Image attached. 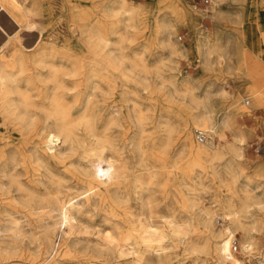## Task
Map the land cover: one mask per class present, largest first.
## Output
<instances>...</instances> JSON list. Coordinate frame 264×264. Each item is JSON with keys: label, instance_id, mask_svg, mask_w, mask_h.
I'll list each match as a JSON object with an SVG mask.
<instances>
[{"label": "rangeland", "instance_id": "rangeland-1", "mask_svg": "<svg viewBox=\"0 0 264 264\" xmlns=\"http://www.w3.org/2000/svg\"><path fill=\"white\" fill-rule=\"evenodd\" d=\"M108 2L26 0L33 30L21 28L5 12L0 14L4 29L0 28V45L10 41L12 51L22 46L26 54L49 49V41L55 35L59 55V51L66 50L68 40L75 45L79 38V33L70 29L73 24H92L95 30L100 27V33L110 39V47L127 56L124 62L130 73L127 78L116 77L109 86L95 76L97 82L91 83L95 90L92 85H85L82 74L66 72L61 76L66 87L57 90H64L68 99L78 102H85L87 93L93 92L91 119L100 131L113 115L119 118L105 129L110 140L108 155L127 162L117 194L114 190L108 193L112 205L99 206L93 195L92 209H84L78 225L72 228L70 248L59 249L56 255L55 250L36 251L28 236L12 239L10 231L0 233V264H154L155 252L147 250V243L142 241V237L156 238L154 230L170 232L164 243L155 240L153 246H166L164 252L172 256L173 264H226L217 251L215 233L230 223L222 214L223 200L229 194L239 204L246 201L250 206L248 213L241 215L242 230L235 231L234 239L228 235L225 239H229L230 249L232 244L238 246L233 254L239 264H264V229L254 222L264 219V168L260 167L264 154L256 152L257 146L264 145V98L259 91L264 90V76L258 70L264 69V58L243 42L246 29L256 20L254 5L259 4L264 10V0H133L142 8L136 25L132 20L124 21L123 14L104 15ZM45 8H50L51 18ZM51 54L47 60H53L55 54ZM132 64L138 68L130 70ZM54 68L51 64H29L27 70L17 71L31 99L40 105L55 95L56 83L49 78ZM245 99H249V104ZM202 102L214 108L212 124L191 126L194 142H198L194 129L202 128L214 130L213 143L234 142L237 146L216 158L213 169L206 167V162L195 164V157L184 148V125L189 115L196 118ZM34 112L32 123L28 120L11 134H6L5 125L1 129L0 228L8 225L11 211L26 223L21 210L15 211L9 204L17 193L9 191L15 189L18 181L43 190L42 183L55 189V181L61 180L63 199L82 193L91 184L92 152H86L90 158H82L85 146L71 151L60 142L53 148L54 153H49L44 143L45 115L39 108ZM224 117L231 127L222 137L219 128L211 125ZM77 128L79 134L89 138L85 125ZM235 132L243 141L234 137ZM82 201L85 204L86 198ZM182 201L187 205L183 206ZM202 209L216 213L212 228L206 225ZM55 234L59 242V226ZM130 235L136 238L138 248L127 241ZM249 241L252 248L243 249V243Z\"/></svg>", "mask_w": 264, "mask_h": 264}, {"label": "bare ground", "instance_id": "bare-ground-1", "mask_svg": "<svg viewBox=\"0 0 264 264\" xmlns=\"http://www.w3.org/2000/svg\"><path fill=\"white\" fill-rule=\"evenodd\" d=\"M25 1L26 0H0V14L2 12H5L14 21H16L21 28H25L26 30H33L35 27L32 24L33 21H31L29 18L30 11L25 8ZM105 6V10H103L104 15L114 16L116 14H123L126 16L124 18V21L129 20L130 22L132 20L133 25H136V22L142 10V8L134 3L133 0H110V2L105 4ZM49 9L45 8V11L47 12L46 14L48 18H51L52 15ZM0 28L3 29L2 26H0ZM99 28L95 30L92 27V24H73L70 29L74 33H79V38L76 41L75 45L73 44L72 40H68L66 50L63 49L64 51H59V55L56 54L58 47L56 46L57 36L55 35H53V38H51L49 41V49H38L31 54H26L22 46L17 47L14 51H12L13 48L10 44V41H7L2 46L0 45V135L1 129L4 125L6 127V134H11L17 126L25 125L28 120V122L32 123L36 115L34 109L39 108L45 115L44 120L47 132L45 134L44 143L49 148V153H54L53 148L60 142H63L68 145V148L71 151H75L80 145L82 147L85 146L83 152L81 153L82 158L88 156L89 153H86L88 151L92 152L91 155L93 157V160L91 159L92 171L90 170L91 172H89V175L92 177L90 181L91 184L86 189H84L82 193L73 195L68 199H63L62 196H60L62 192L61 180H56V183L53 182L54 184H56L55 189H52V186L48 184L42 183L41 185L43 186V190L40 188L41 186L38 187L32 183L27 186L18 181L16 183L15 189L9 191L17 192L11 197V202L9 204L12 206V209H15V211L21 210L23 216L25 217L26 223L23 224L21 220L16 217V215H14V213L11 211V213H9L11 218L8 221V225H6L5 228H0V233L10 231L11 233L9 234L12 239H18L22 236H28L31 242L35 243L36 251H41L42 248H45L47 252L52 253L55 250V255L57 254L59 249H65L67 251L71 246L70 240L72 228L78 225V218L84 211V209H92L91 198H93V195L97 196L96 200H98L99 206L109 207L113 202L110 201L108 193L111 192V190H114V194L116 195V191L119 188L118 186L119 184H121V180L126 175L125 168L127 166V162L114 160L110 157L111 155L109 156L107 153L110 146V140L106 135L105 129H108L111 126L110 124L117 123L119 121V118L113 115L108 120V117V122L107 120H104L107 122L104 130L100 131L101 128L100 130L98 128H95L94 123L92 122V119L94 118L91 117L94 115V107L90 105V95L93 92L87 93L88 98L85 102H78V100L76 99H68V94L64 90H62L61 92L57 91L58 89L60 90L61 88L63 89L64 87H66L64 86V84H62L63 79L61 78L62 74H66V72H78L79 74H82L84 76L85 85L88 87L92 85V88H95L93 84H91L96 81L95 76L96 78L99 77L100 80L105 81L106 84L108 83L109 86L115 83L116 77L119 78V76H122L127 78L128 74H130L129 72H127L128 68L125 66L127 64H125L124 62V59H126L125 57L127 56H125V54L121 50H117V48H111L110 39L100 33ZM118 44H120V42H118ZM120 46L122 47V45ZM51 53L55 54L53 55V60H51L52 58L47 60V56H52ZM29 64H51L53 67H55L54 70H52L53 72L51 73V76L49 77L56 83L55 95L52 97V99H47L48 102L41 105L37 103L35 99H31L29 90L21 83V81L17 77V71L27 70L26 66H28ZM135 66L137 67V64H132L130 70H134L133 68ZM27 79L25 80L27 81ZM98 85H100L99 82ZM47 95L49 94L46 93V96ZM198 108L199 112L196 118H193L192 114L189 115V119L184 125V148L195 157V164H202L206 162V167L213 169V163L216 158L218 159L219 157H222L226 149H236L237 146L234 142L227 144H215L213 142L200 141H198L197 143L194 142L191 136L190 127L210 126V124H212V116L214 112L213 106L205 104L204 102H202L201 106ZM78 125L86 126L89 138H86L84 135L77 132ZM214 125L219 128L218 132L222 137L225 135V131L231 127V123L227 117H224L222 119L218 118L217 122L213 123L211 127ZM97 129L100 132L96 131ZM234 137L238 138L239 141H243V138L241 139L239 133L235 132ZM88 146L90 147L87 148ZM41 152H43L44 155L48 154L47 150H41ZM62 157L63 156H59V158ZM88 157L90 158L91 156ZM260 167L264 168V164H261ZM208 168H205V170L207 171ZM67 170L68 172H72L70 171V169ZM88 171L86 172L88 173ZM72 176H74L73 173ZM1 190L2 187L0 186V191ZM252 197L254 198L255 196L252 195ZM82 198H86L85 204L82 201ZM119 200H121V198ZM181 203L183 204V206L187 205V202L182 201ZM223 203L224 211L222 214L223 216H225V218L230 220V223L229 225H226L223 229H220L217 233H215V237L217 238L216 248L223 263L239 264L240 261L235 257L233 252L231 253L229 239H234L236 230H242L243 222L241 217L244 216L241 215L246 210H248L250 204L246 201H243L239 204L233 194H229V196H227L223 200ZM4 210L8 211L6 207H4ZM246 212L248 213V211ZM215 214L216 213L214 211H211L209 209L203 210L205 223L210 228L213 227V217ZM254 222L255 226H259L260 229H264V219H255ZM26 226L28 229L25 228ZM57 226H59L61 231L59 242H57L58 237H54L56 235L55 231ZM150 227H152V225ZM152 234L156 236V238L142 237V241H144V243H147V250L152 249V251L155 252L157 261L154 264H173L171 262L172 256L164 252L167 248L166 246L161 244H156L158 246H153V242L155 240L159 243H164V240L168 237L170 232L168 234L167 231L158 232L157 230H154ZM178 234L181 235L182 233L178 230ZM226 235L229 236V239L227 240L225 239ZM127 241H129L130 245L135 246V248L139 247L136 245L137 240L136 238L134 239L133 236L129 237ZM183 241L184 240L181 239V242ZM138 243L140 242L138 241ZM243 244V249L245 250H249L253 246V243L250 241L244 242ZM5 249L6 248H3V250ZM1 251L2 247L0 244V253ZM229 253H231V259H228ZM50 264L58 263L52 262Z\"/></svg>", "mask_w": 264, "mask_h": 264}, {"label": "crops", "instance_id": "crops-1", "mask_svg": "<svg viewBox=\"0 0 264 264\" xmlns=\"http://www.w3.org/2000/svg\"><path fill=\"white\" fill-rule=\"evenodd\" d=\"M256 11V20L251 28L246 29L243 35V42L246 48H250L256 54L264 58V44L262 42V33H264V10L259 4L254 5ZM247 24V23H246ZM260 75L264 76V69H258ZM264 98V90H259Z\"/></svg>", "mask_w": 264, "mask_h": 264}, {"label": "built area", "instance_id": "built-area-1", "mask_svg": "<svg viewBox=\"0 0 264 264\" xmlns=\"http://www.w3.org/2000/svg\"><path fill=\"white\" fill-rule=\"evenodd\" d=\"M245 103L249 104V99H245ZM194 137L197 141H200V142H215L214 130L212 129L195 128ZM256 152L258 154H264V145L257 146ZM237 248L238 246L236 244H232L231 253L232 252L236 253ZM231 253H229L228 259H231Z\"/></svg>", "mask_w": 264, "mask_h": 264}]
</instances>
